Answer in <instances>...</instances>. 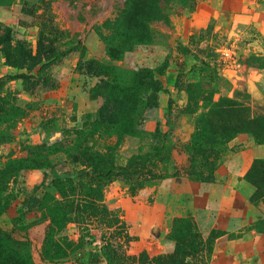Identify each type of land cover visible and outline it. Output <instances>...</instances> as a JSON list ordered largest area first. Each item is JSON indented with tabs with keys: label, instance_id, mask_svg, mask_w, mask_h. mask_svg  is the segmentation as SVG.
Returning <instances> with one entry per match:
<instances>
[{
	"label": "rangeland",
	"instance_id": "obj_1",
	"mask_svg": "<svg viewBox=\"0 0 264 264\" xmlns=\"http://www.w3.org/2000/svg\"><path fill=\"white\" fill-rule=\"evenodd\" d=\"M256 161L264 0H0V264H216L192 217L137 250L126 204L233 174L264 234Z\"/></svg>",
	"mask_w": 264,
	"mask_h": 264
},
{
	"label": "crops",
	"instance_id": "obj_2",
	"mask_svg": "<svg viewBox=\"0 0 264 264\" xmlns=\"http://www.w3.org/2000/svg\"><path fill=\"white\" fill-rule=\"evenodd\" d=\"M237 181L233 174H228L223 184L167 180L158 189L142 191L133 204H126L127 219L140 228V240L134 239L131 244L136 249L163 250L173 220L192 217L205 238L221 230L224 235L220 240L228 239L222 244L221 259L216 264H255V253L264 264V234L244 230L262 217L255 216L256 209L251 204L242 203L235 189ZM239 229L242 231L236 232Z\"/></svg>",
	"mask_w": 264,
	"mask_h": 264
},
{
	"label": "trees",
	"instance_id": "obj_3",
	"mask_svg": "<svg viewBox=\"0 0 264 264\" xmlns=\"http://www.w3.org/2000/svg\"><path fill=\"white\" fill-rule=\"evenodd\" d=\"M261 169H264V161H256V162L253 164L252 168L250 169L248 175H249V176H254L255 174L259 173V171H260ZM80 175L85 176V177H88V174H86V173H82V174H80ZM260 178H261V180H262V179H264V176L262 175V176H260ZM255 179H257L256 176H255ZM255 179L252 177V180L257 181V180H255ZM47 181H48V178L46 177V178L44 179V183H46ZM40 206H41V201H40L38 198H33V199H31L27 204H25L24 207H25L27 210H29V211H33V210L39 208Z\"/></svg>",
	"mask_w": 264,
	"mask_h": 264
},
{
	"label": "built area",
	"instance_id": "obj_4",
	"mask_svg": "<svg viewBox=\"0 0 264 264\" xmlns=\"http://www.w3.org/2000/svg\"><path fill=\"white\" fill-rule=\"evenodd\" d=\"M232 58H233V54L231 56L229 51L221 52V60L225 64H227L228 62H231Z\"/></svg>",
	"mask_w": 264,
	"mask_h": 264
}]
</instances>
